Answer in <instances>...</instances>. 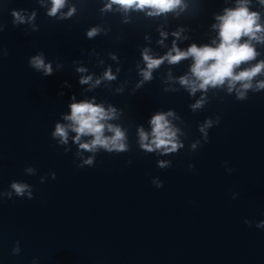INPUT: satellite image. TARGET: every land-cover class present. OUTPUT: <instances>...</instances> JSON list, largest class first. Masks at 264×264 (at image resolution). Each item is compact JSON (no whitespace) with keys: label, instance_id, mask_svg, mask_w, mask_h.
<instances>
[{"label":"water","instance_id":"1","mask_svg":"<svg viewBox=\"0 0 264 264\" xmlns=\"http://www.w3.org/2000/svg\"><path fill=\"white\" fill-rule=\"evenodd\" d=\"M107 2L67 0L61 13L76 12L60 19L61 13L47 15L51 0H0V193L13 181L33 190L31 200L0 195V264H33L34 258L36 264H264V228L255 227L264 220V90H249L239 101L226 82L192 95L179 83L182 76L194 79L191 57L165 61L149 81L140 75L145 49L159 59L173 42L181 51L216 47V17L238 0H182V8L152 17L150 9L124 13L116 5L101 13ZM248 6L264 27V5L249 0ZM13 11L25 22L14 25ZM93 27L101 31L89 39ZM253 44L260 55L237 72L264 60V44ZM41 53L51 75L29 66ZM81 67L87 71L78 72ZM109 68L115 79H101ZM82 76L92 81L81 84ZM259 81L264 72L253 84ZM201 97L204 105L193 110ZM84 101L116 109L108 123L125 132L129 150L99 149L93 166L77 168L76 134L69 130L61 145L52 133L57 123H69L63 117L70 105ZM168 112L183 147L167 155L145 152L138 129L151 133V118ZM208 119L213 125L205 139L199 128ZM159 161L169 166L160 168Z\"/></svg>","mask_w":264,"mask_h":264},{"label":"clouds","instance_id":"2","mask_svg":"<svg viewBox=\"0 0 264 264\" xmlns=\"http://www.w3.org/2000/svg\"><path fill=\"white\" fill-rule=\"evenodd\" d=\"M261 5H264V0H259ZM67 0H51V8L47 15L50 17L57 16L65 7ZM249 0H238L235 9H225L223 16H217L219 21L214 28L219 29V44L216 47L203 46L197 47L195 44L190 46L187 51H181L176 47L175 42L171 50L163 57L154 59L149 50L145 49L142 53L143 60L146 64V69L141 70L140 75L143 80L149 81L152 79V70L157 69L165 61L170 65L178 64L182 60L189 57L192 58L193 64L190 68L191 79L189 76H182L179 78L180 85L184 86L190 91V94L195 95L197 91L207 92L209 88H218L225 85L227 82V91L232 93L236 92V98L239 101L247 99L249 90L259 92L264 90V81H259L253 84L255 77L264 72V60L259 61L254 66L245 68L239 72L236 70L241 65L249 64L251 61L256 60L260 53L256 50L253 42L257 44H264V27L259 23L260 14L258 12L249 11ZM113 5H116L118 10L128 13L131 10L144 11L150 9L146 14L147 16H161L166 13L174 12L177 8H182V0H108L103 8L100 9L101 13L112 11ZM76 12L75 7L68 9L67 13H61L60 19H67L74 15ZM11 15L14 17L13 24L24 23V17L17 11H13ZM35 13L29 17V21L34 19ZM127 22V21H126ZM35 30V29H34ZM101 31L98 27H93L87 31L89 39L98 35ZM177 39L180 34L173 33ZM163 38H167L166 33H161ZM242 38H247L242 43ZM163 43V40L160 41ZM216 41H213L215 44ZM175 53V55H173ZM7 52H5V56ZM29 66L37 71L43 72L45 76L52 74V65L46 64L43 53L33 56L29 60ZM59 67V66H58ZM78 72L84 73L87 69L81 67L77 69ZM119 71V70H117ZM103 80L112 81L115 76L109 68L101 78ZM101 79H97L91 87H96L101 83ZM92 81V76H82L80 79L81 84H89ZM240 85L237 88V85ZM205 103L203 97L195 104L191 105L193 110L201 108ZM71 114L63 117L68 124L57 123L55 131L52 133L53 139L58 138L59 144L64 145L68 143V131L71 130L76 135L74 143L78 144L79 151L77 156L80 157L82 163L77 164V168H84L85 165L93 166L95 160V153L99 149L105 150L107 153H125L129 150L126 143L125 132L119 126H115L108 121L116 118V109L109 107L107 110L102 106L95 104V102H80L72 103L70 105ZM173 116L172 112L158 113L150 120L151 133H147L143 128L138 129L139 146L147 153L160 151L162 155L168 153H175L183 144L177 140L178 129L174 128L168 117ZM216 123H220L219 116L216 118ZM213 122L208 119L200 126L199 131L204 134L207 139V129L211 128ZM111 133L106 135L105 133ZM82 137H91L88 142H81ZM196 147L195 144L192 145ZM67 152L68 149H65ZM82 152L93 153V156L84 158ZM130 163V162H129ZM158 166L165 168L169 166L168 162L159 161ZM194 166L189 165L191 170ZM29 174L34 175L33 168H27ZM232 169H228L231 173ZM51 179L55 180V173L50 174ZM45 178L42 177L40 183H44ZM152 183L157 189L163 187L162 181L153 179ZM10 191L0 193L6 196L7 199H13V194L16 197H24L27 195L29 200L33 199L32 187L26 183L13 181L10 184ZM233 199H236V194H233ZM245 224L252 226V221L245 220ZM256 228H264V220L255 224ZM20 247L19 241L12 249V255H19ZM37 258L33 259V264H36Z\"/></svg>","mask_w":264,"mask_h":264}]
</instances>
